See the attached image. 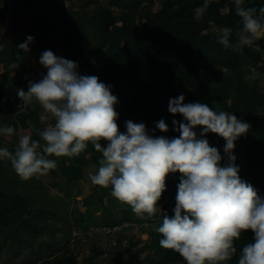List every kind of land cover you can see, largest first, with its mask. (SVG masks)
Here are the masks:
<instances>
[{"label": "trees", "instance_id": "1", "mask_svg": "<svg viewBox=\"0 0 264 264\" xmlns=\"http://www.w3.org/2000/svg\"><path fill=\"white\" fill-rule=\"evenodd\" d=\"M92 1L86 0L80 12L66 16L60 11H52L54 5L45 3V0H21L34 17L25 40L28 36L33 37L35 30L43 38L45 30L51 38L59 37L62 53L56 56L72 61V56L86 54L87 59L77 64V73L96 76L100 82L110 86L112 94L117 97V119L135 115L154 137H179L172 121L176 120L177 124L185 121L179 114L171 115L168 104L170 99L181 94L185 97V104H207L215 111L232 113L237 120L246 122L250 128L247 134L235 141L232 151L234 164L239 168L241 180L251 184L258 196L264 198V91L256 85L237 89L245 83L251 70L264 61V35L256 37L252 46L241 50L234 47L226 49L217 42V30L223 27L233 29L230 42H236L235 32L240 28V18L235 14L234 0H210L209 8L200 21L194 17L203 0H104V5L94 1L91 9H84ZM155 5L158 8L153 11ZM243 6L256 8L259 14L264 0H244ZM8 12L7 2L0 0V28ZM209 21L215 27L210 26ZM35 41L33 37L30 52L36 45ZM81 41L87 44L86 51L75 49ZM19 45L20 34L13 32L10 23V30H5L0 37V66L4 69L0 74V127L10 125L15 129L7 147L10 151L15 149L19 130L29 129L32 139L40 140L37 132L45 116L42 107L35 102L19 108L22 101L17 91L27 90L18 87L17 75L9 76L13 71L9 67L11 63H19V67L14 69L16 71L22 68V63H27L28 54L19 50ZM142 68L149 76L148 81L140 75ZM25 86L28 88L29 85ZM161 119L167 125V132L156 129V123ZM194 131L199 138L202 129L197 127ZM204 139L218 149L222 157L220 165L227 166L225 141L213 133H208ZM101 146L106 147V142L101 141ZM102 158V153L95 151L89 143L76 157L58 158L56 169L48 173L53 179L51 188L67 196L72 188L76 195L83 194L85 211H68L63 220L52 213H34L27 209L23 195L9 194L0 189V256L3 247L11 256H18L23 247L30 251L31 261L39 258L30 264H60L66 258L70 244L77 247L75 245L79 243L92 241L99 246L86 258L85 264H185L179 254L160 247L162 237L154 230V225L159 226L164 215H174L181 174L167 175L165 191L157 202L161 213L151 218L147 214L138 218L129 206L111 196V186H95L84 193L81 185L83 168L89 162L98 164ZM8 170H13L10 162L0 161L1 179L5 178L4 173ZM105 198L106 204L103 203ZM99 210L102 222H98L95 216ZM146 222L150 223L149 226ZM146 226L150 241L130 253L139 241L127 233ZM116 227L119 230L114 233ZM106 230L110 231L108 235ZM44 233L47 237L39 241V236ZM81 238L85 241L82 242ZM253 239L251 231L243 232L235 242L237 253L228 264H237L242 246L253 242ZM34 244H37L36 249L32 248ZM146 250L150 253L139 260V254ZM123 254L129 256L125 263L120 261ZM98 259L101 263L97 262Z\"/></svg>", "mask_w": 264, "mask_h": 264}, {"label": "clouds", "instance_id": "2", "mask_svg": "<svg viewBox=\"0 0 264 264\" xmlns=\"http://www.w3.org/2000/svg\"><path fill=\"white\" fill-rule=\"evenodd\" d=\"M210 0L196 9L194 19L200 21L209 8ZM240 28L232 44L231 27L219 28L217 42L224 48L241 50L252 46L264 33V7H244V0H234ZM210 26L215 27L212 21ZM33 37L28 36L18 47L25 54ZM47 74L39 82H30L27 92L18 90L21 107L34 102L50 114L54 124L32 139L30 134L19 136L14 151L0 147V161L10 162L22 180L48 175L57 167V159L76 157L88 144L102 153L98 171L89 179L95 186L108 188L111 196L127 205L138 216L154 217L160 208L157 202L166 188L169 173H180L174 215H164L154 230L162 237L161 248L179 254L185 264H228L237 253L235 242L246 231L254 234L253 242L242 246L237 264H264V198L251 184L241 180L232 151L235 141L248 133L250 125L237 120L226 111H215L207 104H185L183 94L169 100L168 112L179 114L185 122L172 121L178 138L154 137L143 123L126 121V133H120L115 110L117 97L110 86L96 76H81L77 64L46 50L39 59ZM11 69L19 63H11ZM31 122L29 121V124ZM201 128L199 138L195 128ZM156 129L168 131L163 119ZM213 133L225 141L227 166L217 148L204 137ZM0 135L11 138L15 129L0 127ZM40 141H43L41 143ZM101 141L107 146L102 147Z\"/></svg>", "mask_w": 264, "mask_h": 264}, {"label": "rangeland", "instance_id": "3", "mask_svg": "<svg viewBox=\"0 0 264 264\" xmlns=\"http://www.w3.org/2000/svg\"><path fill=\"white\" fill-rule=\"evenodd\" d=\"M8 4L9 12L6 14L4 18L3 25L0 28V37L5 30H10V23L12 24V29L14 33L20 34V44L25 42V35L31 30V25L33 23L34 17L32 12L27 9L23 4H21V0H15V3H12V0H4ZM86 0H45V3L50 2L54 6H52V11H57L56 13L62 12L64 15H69L71 12H80L82 7L85 5ZM99 5H104V0H94ZM94 1L91 4L84 8V9H91L94 6ZM25 2V1H24ZM158 8L155 5L152 10H156ZM11 12V13H10ZM45 36L42 38L40 33L35 30L33 37L36 40V45L32 49V51L28 52L27 54V63H22V68L18 71L13 70L10 72L9 76L14 77L17 75V79L19 81V88H28L25 85H29L30 82H38L42 79L44 75L47 74L46 69L40 65L39 59L42 53L46 50L52 51L55 55H60L62 53V45L60 44L59 37L51 38L47 35L46 31L44 30ZM264 33H261L258 37L263 36ZM87 44L84 41H81L79 45H76L75 49L78 51L84 50L86 51ZM87 59L86 54H78L76 56H72V61L76 64L83 62ZM264 61L257 65V68L252 69L251 73L246 77L245 83L239 85L237 87L238 90L246 87H251L256 85L259 90L262 92L264 91ZM4 72L3 66H0V74ZM141 77L145 80H149V76L146 73V70L142 68L140 70ZM44 115L42 117V124L40 125V130H44V128L48 127L49 125L54 124V119L50 116V114L43 111ZM2 112H0V115ZM128 119V120H127ZM132 121L134 123H141V120L138 119L135 115L130 117H122L120 116L119 119L116 120L120 133H126L125 122ZM30 134L32 135L29 129L19 130L17 131L16 135L18 139L15 140L16 144L18 143L19 136ZM12 141L11 138L4 137L0 135V147H8L10 142ZM89 157L88 155L86 156ZM100 162V161H99ZM100 164H96L93 162H89L83 168V183L82 188L84 193H88V190H92L95 185H93L89 179L90 174H95L98 171ZM5 178H0V189L4 190L6 193H19L23 195L25 198L27 209L32 210L34 213L37 212H47L52 213L53 215L59 217V219H64V214L68 211H72L76 209L80 213L85 211V208L82 205V195H76L75 189L72 188L71 194L69 196L64 195L61 192H58L56 189L51 188L50 184L53 182V179L49 177V175L42 176V177H33L29 180H22L20 179L14 170H8L4 173ZM61 179V177L59 178ZM103 203H107L106 198L103 200ZM159 208V207H158ZM116 211V209H114ZM161 209L157 211V213H161ZM98 222H102L103 216L102 212L99 210L95 213ZM44 216H42L43 218ZM135 217L142 218V216H138L135 214ZM55 220H58L56 218ZM60 221V220H58ZM61 222V221H60ZM59 222V223H60ZM42 224L41 221H39ZM146 224H150L146 222ZM149 226V225H148ZM148 226L144 227L142 230L137 231L134 229L131 232H128V236L134 235L135 239L139 241V243L131 248L130 253H134L137 249L143 247L146 243L150 241L149 236L146 234L148 231ZM59 235H61L59 233ZM47 236L44 233L43 235L39 236V241L45 239ZM82 237V235H81ZM84 238V237H83ZM81 241H85V239L81 238ZM105 244V241L104 243ZM37 244H34L32 247L36 249ZM70 244L68 247L69 251L66 254V258L60 264H85L86 258L91 255L92 253L97 251V247L99 245H94L92 241H87L86 243H79L78 245ZM30 251L26 248H21V252L18 256H11L7 252V248L3 247V252L0 256V264H30L31 262H36L39 260L36 259L31 261L33 258L30 256ZM150 251L146 250L141 252L138 256L139 260H142ZM105 254V251H103ZM128 254H123L120 257L121 262H127ZM98 263H101V260H97Z\"/></svg>", "mask_w": 264, "mask_h": 264}, {"label": "built area", "instance_id": "4", "mask_svg": "<svg viewBox=\"0 0 264 264\" xmlns=\"http://www.w3.org/2000/svg\"><path fill=\"white\" fill-rule=\"evenodd\" d=\"M118 230H119V228H117V227L113 229L114 233L116 231H118ZM108 233H110V231L109 230H106V235H108ZM110 235H112V234H110ZM123 243L125 244V241H123ZM103 257H105V254H103Z\"/></svg>", "mask_w": 264, "mask_h": 264}]
</instances>
